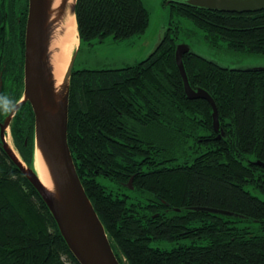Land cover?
<instances>
[{"label":"trees","instance_id":"1","mask_svg":"<svg viewBox=\"0 0 264 264\" xmlns=\"http://www.w3.org/2000/svg\"><path fill=\"white\" fill-rule=\"evenodd\" d=\"M210 48L264 57V11L228 14L170 6ZM79 49L145 33L141 0H76ZM171 20L160 48L119 69L72 71L67 142L120 264H264V71L221 69L185 54L188 100ZM195 34L193 31H190ZM190 35V34H188ZM21 77L19 93L22 92ZM34 116L26 103L10 136L28 168ZM132 180V189L127 184ZM194 208L236 215L227 217ZM0 264H78L37 192L0 145Z\"/></svg>","mask_w":264,"mask_h":264},{"label":"water","instance_id":"2","mask_svg":"<svg viewBox=\"0 0 264 264\" xmlns=\"http://www.w3.org/2000/svg\"><path fill=\"white\" fill-rule=\"evenodd\" d=\"M55 1L29 0L24 47L23 92L20 102L14 106L1 126L0 145L46 205L60 235L78 264H120L110 246L104 227L83 189L67 142L70 79L79 44L71 55L63 82L58 89L52 74L49 48L55 29L61 26L66 16L69 0H60L58 6L54 8ZM73 1L69 11L75 15L76 0ZM179 4L204 11L238 15L264 11V0H184L182 3H177ZM167 29L168 27L160 34L152 52L146 58L160 48L165 40ZM188 53L201 57L221 69L228 68L197 54L187 44L177 43L175 46L174 59L183 83L184 94L190 101L204 100L209 104L212 109V126L215 133L220 132L217 136L219 139L223 133L219 128L214 101L204 90L192 89L189 85L183 65V56ZM230 70L264 71V67ZM26 103L31 106L34 116V159L37 152L48 174L50 189L39 180L34 169V162L33 168L26 167L7 143L10 122L18 109ZM255 165L264 168V164L260 162H256ZM126 186L132 189V180ZM192 210L237 217L214 209L194 208Z\"/></svg>","mask_w":264,"mask_h":264},{"label":"rangeland","instance_id":"3","mask_svg":"<svg viewBox=\"0 0 264 264\" xmlns=\"http://www.w3.org/2000/svg\"><path fill=\"white\" fill-rule=\"evenodd\" d=\"M183 1L141 0L149 17L145 33L121 42H114L112 37H109L103 43L96 44L91 48L83 46L76 55L73 70L119 69L143 61L152 52L160 34L169 26L171 20L180 28L178 44H187L197 54L228 69L264 67V57L236 55L226 50L224 44L217 48H210L202 39V32L195 29L191 23L178 17L172 18L170 6H175ZM7 143L18 155L11 137L7 139Z\"/></svg>","mask_w":264,"mask_h":264},{"label":"flooded vegetation","instance_id":"4","mask_svg":"<svg viewBox=\"0 0 264 264\" xmlns=\"http://www.w3.org/2000/svg\"><path fill=\"white\" fill-rule=\"evenodd\" d=\"M28 8L29 0H0V129L14 106L20 102L23 92ZM20 77L22 92L15 101ZM7 131L10 132V126Z\"/></svg>","mask_w":264,"mask_h":264},{"label":"bare ground","instance_id":"5","mask_svg":"<svg viewBox=\"0 0 264 264\" xmlns=\"http://www.w3.org/2000/svg\"><path fill=\"white\" fill-rule=\"evenodd\" d=\"M59 1L60 0L55 1L54 8L58 6ZM73 3V0L68 1L66 16H64L61 26L55 29L50 41V62L52 66L53 78L56 81V88L58 89L63 82V77L71 55L79 44L75 17L69 11V7ZM34 169L42 184L46 188L50 189L51 184L49 182L48 174L37 152L34 159Z\"/></svg>","mask_w":264,"mask_h":264}]
</instances>
